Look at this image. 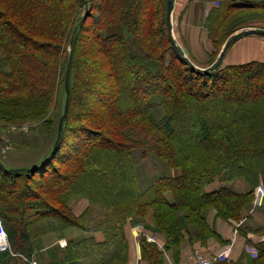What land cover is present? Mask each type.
<instances>
[{"label": "trees", "instance_id": "obj_1", "mask_svg": "<svg viewBox=\"0 0 264 264\" xmlns=\"http://www.w3.org/2000/svg\"><path fill=\"white\" fill-rule=\"evenodd\" d=\"M166 3L0 0V129L40 124L48 146L42 161L59 137L50 160L35 172H9L0 157V219L10 247L0 252V264H11L14 252L29 260L33 242L48 234L60 240L66 264H125L126 225L164 238L162 249L139 240L142 258L163 264V251L178 247L185 232L194 231L202 244L218 239L207 212L237 223L254 188L264 185V112L256 113L257 99L264 107V61H217L207 73L190 71L180 48L170 44ZM242 10L261 13L236 14ZM241 20H256L264 30V0H222L211 7L204 26L213 52L219 54ZM118 72L130 77L127 89L118 90ZM137 150L164 166L157 176H140L145 186L135 171ZM239 178L248 192L206 191L216 180ZM74 200L86 202L78 215L69 206ZM71 228L103 239L65 240ZM251 231L263 239L247 241L256 256H245L246 264H264V226Z\"/></svg>", "mask_w": 264, "mask_h": 264}, {"label": "crops", "instance_id": "obj_2", "mask_svg": "<svg viewBox=\"0 0 264 264\" xmlns=\"http://www.w3.org/2000/svg\"><path fill=\"white\" fill-rule=\"evenodd\" d=\"M210 9L211 7L209 4L203 0H173V11L171 16L172 37L177 48H180L181 53L185 54L187 57L190 56L194 58L197 65H201L200 67L204 69L211 67L218 59L217 56L212 64H208V55L214 51L211 41L207 38V32L204 26L206 16ZM253 38H258V36L243 37L229 45L223 57L219 60L222 62V65L244 63L241 61L242 59H239L240 56L243 58L251 57V52H254L255 49L252 44L256 40ZM240 44H242L243 48L247 49V53H243L244 56L241 55L239 49H236V46H240ZM225 183L227 182L216 180L206 187V191H213L218 187L227 185ZM229 184L234 186L233 190L238 193H246L250 190V186L240 178L231 181ZM74 201L78 203L79 208L77 211H73L78 215L86 207V202L84 200ZM206 220L219 238H209L202 244L195 238L194 231L191 230L189 234L185 232L183 241L178 247L163 251V264H194L196 256L209 260L215 259L217 256L223 254L227 247H230V250L226 253V261L236 264H245V247L249 244L247 241L256 243L263 239L260 235L253 233L251 230L264 226V199L256 206L251 203L249 208L243 211V216L237 223L220 220L216 217L213 210L207 212ZM243 229L251 230H245V235H243L239 231ZM124 233L127 242L125 264H149L141 256L139 240L142 236L146 237V241L150 239L159 249H162L165 244V240L161 235H152L142 227H131L130 225H126ZM100 234L86 233L72 228L64 231L63 236L65 240H79L93 237L96 241H102L103 237L102 234ZM59 241L60 240L52 234L45 235L33 242V251L26 255V257H29V260L25 258V255L14 252V256L10 260V263L66 264L61 253V244Z\"/></svg>", "mask_w": 264, "mask_h": 264}, {"label": "rangeland", "instance_id": "obj_3", "mask_svg": "<svg viewBox=\"0 0 264 264\" xmlns=\"http://www.w3.org/2000/svg\"><path fill=\"white\" fill-rule=\"evenodd\" d=\"M257 13H261V12L257 10H242V11L236 12V14H240V16L249 15V14H257ZM242 20L233 29L234 34L242 30H247V29L263 30L261 29V23H258L256 20H247V21L246 20L242 21ZM253 39H256L255 42H253L252 44L255 48L254 52H251V57L243 58L242 56H240L239 59H242L241 60L242 62H246V61L248 62V60L264 61V50H263L264 49V38L258 37V38H253ZM87 49L89 50L90 46H87ZM236 49H239L241 55L243 56H244L243 53H247V49L243 48L242 44H240V46H236ZM213 53H214V57L213 56L210 57L209 63L212 59H215L216 54H218V49ZM188 58L190 61L196 62L194 58L190 56ZM122 65L123 63L121 59H117V61L114 63V67L117 68L119 71L122 70ZM125 75L127 74H120V72L116 73L115 77L118 83V90L127 89L128 87L127 81L129 80L130 77L129 76L125 77ZM92 101H95V99H92ZM133 102L136 103L137 101L134 100ZM256 102L260 103V106L256 108L257 109L256 113L257 114L263 113L264 107H263V104L261 103L262 101L257 99ZM90 108H91V105H90ZM83 111H87V110L83 109ZM252 116L254 117V115H249V114L245 115V117L248 120L252 119ZM96 120L98 121L99 118H96ZM45 139H46V134L40 124L39 125L38 124H29V125L26 124L17 129L10 128V130L6 128H1L0 129V157L3 163L9 168H17V169L18 168H31L34 165L40 163V161H42L46 152L48 151L47 150L48 146L45 143ZM75 156L76 155H73V157ZM133 162L136 167L135 171H136L137 177L139 178L140 182H142L141 183L142 186H145V185L143 181L141 180V177L142 179H147L150 176H157L160 173V171H163V168H164V166H162L161 163L156 158H154L152 155L146 154L144 157H142V152L140 150L139 151L137 150L134 152ZM231 181L225 183L227 185H224V186L234 189V186L229 184ZM48 182L51 183L54 181L48 180ZM58 186H59L58 184L57 186H55V183H54L55 188H58ZM191 197L192 196L190 195V198ZM69 206L73 213L74 211H77V209L79 208L78 203L76 201H71ZM74 215L76 214L74 213ZM131 227H142V226L140 225V226H131ZM96 233H99V232H96ZM147 241L150 243H153L151 242L150 239ZM253 245L254 244H251L248 246L252 247ZM12 252H14V250H12ZM245 255L250 256V254H248L246 250H245Z\"/></svg>", "mask_w": 264, "mask_h": 264}, {"label": "water", "instance_id": "obj_4", "mask_svg": "<svg viewBox=\"0 0 264 264\" xmlns=\"http://www.w3.org/2000/svg\"><path fill=\"white\" fill-rule=\"evenodd\" d=\"M172 11H173V0H167L166 3V27H167V32H168V36H169V41L170 44L172 46L173 49H177V45L173 40L172 37V30H171V16H172ZM87 17V11H85L83 17L80 19V21L78 22V25L81 26L82 22L86 19ZM248 36H258V37H263L264 38V30H260V29H247V30H242L238 33L233 34L223 45V47L221 48L219 55H218V59L217 61L221 60V58L223 57L226 49L228 48V46L237 41L240 38L243 37H248ZM71 52H69L68 55V59L66 62V66H65V71H64V77H63V90L65 93V104H64V112L62 117L59 120V125H58V132H61V127H62V121L65 117L66 111H67V104H68V95H69V80H70V72H71ZM180 60L187 66V68L195 73H199V74H203V73H207L208 71L213 70L216 67V63H214L211 67L208 68H200L197 67L196 65H194L189 58L185 55V54H180ZM58 140L59 137H57V139L55 140V143L53 144V147L51 149V151L49 152L48 156L37 166V167H31V168H9L7 169V171L9 172H20L23 170H30L32 172H35L39 167H42L48 160H50V158L52 157V155L54 154L56 148H57V144H58ZM0 166H2V163L0 161Z\"/></svg>", "mask_w": 264, "mask_h": 264}, {"label": "built area", "instance_id": "obj_5", "mask_svg": "<svg viewBox=\"0 0 264 264\" xmlns=\"http://www.w3.org/2000/svg\"><path fill=\"white\" fill-rule=\"evenodd\" d=\"M187 1H198V0H187ZM204 2L208 3L210 7H214L219 5V3L222 0H203ZM264 199V185L259 184L255 190H254V198H253V205H259L260 201ZM9 244L7 241V236L5 233V230L3 228L1 219H0V252L3 251H7L9 250ZM230 250V247H227V249L225 250V252L219 256H217L215 259H206L200 256H196L194 264H213L216 261H226V253ZM245 250L247 251L248 254H250V256L255 257L256 256V250L255 248L249 247L248 245H246Z\"/></svg>", "mask_w": 264, "mask_h": 264}]
</instances>
